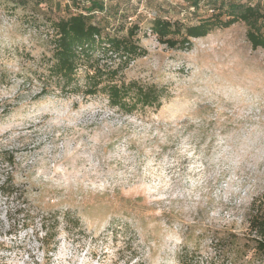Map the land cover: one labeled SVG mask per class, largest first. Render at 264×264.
Masks as SVG:
<instances>
[{"label":"rangeland","instance_id":"374dc122","mask_svg":"<svg viewBox=\"0 0 264 264\" xmlns=\"http://www.w3.org/2000/svg\"><path fill=\"white\" fill-rule=\"evenodd\" d=\"M102 1L91 21L103 35L138 27L146 50L117 81L167 87L168 99L127 114L103 93L31 101L53 51L50 21L82 8L0 0V109L12 107L0 117V179L12 175L22 194L0 196V264H264L250 228L264 212V49H252L244 23L170 49L152 21L195 25L205 8Z\"/></svg>","mask_w":264,"mask_h":264},{"label":"trees","instance_id":"16d2710c","mask_svg":"<svg viewBox=\"0 0 264 264\" xmlns=\"http://www.w3.org/2000/svg\"><path fill=\"white\" fill-rule=\"evenodd\" d=\"M36 9L49 0H32ZM82 1L81 3H77ZM197 12L205 8L207 16L200 19L198 24L183 25L178 21L157 17L152 21L151 31L158 37L161 44L170 49L189 47L192 39L203 38L217 29H226L237 23L247 27L246 37L252 49H264V0H185ZM16 6L26 5L30 0H12ZM82 11L70 13L67 17L51 20L54 32L53 51L51 56L43 57L41 66L44 71L38 77L40 91L31 96V101H42L51 94L95 96L103 93L111 108L124 114L146 107L161 108L163 101L168 99L167 87L158 85H142L138 81H117L118 75L131 61L144 56L146 50L135 41L138 27L128 30L126 37L103 35L104 29L91 21L94 12H106L102 0H72ZM87 3L89 5H87ZM111 52L121 58L116 67L108 64L100 65L95 57L98 52ZM45 61V63H44ZM85 69V85L79 84L80 70ZM20 99L19 97L17 100ZM11 105H3L0 117L11 112ZM6 162L13 167L14 155H5ZM13 176L8 174L0 179V196L6 201L18 195ZM22 208V207H21ZM21 209L18 212H21ZM27 212V211H26ZM25 213V212H24ZM25 223L33 221L30 213L24 214ZM250 228L258 235L256 248L264 256V212L258 211L251 218Z\"/></svg>","mask_w":264,"mask_h":264}]
</instances>
